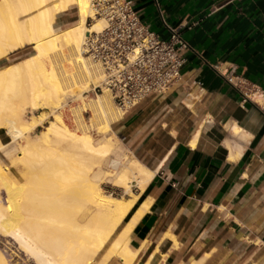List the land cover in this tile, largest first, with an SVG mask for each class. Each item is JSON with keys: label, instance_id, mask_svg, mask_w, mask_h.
<instances>
[{"label": "crops", "instance_id": "1", "mask_svg": "<svg viewBox=\"0 0 264 264\" xmlns=\"http://www.w3.org/2000/svg\"><path fill=\"white\" fill-rule=\"evenodd\" d=\"M133 5L150 31L167 39L168 28L180 27L191 48L170 91L111 125L112 171L121 168L111 167L117 154L154 173L140 199H151L149 210L131 234L134 264H264V114L236 87L264 90V0ZM75 21L70 8L56 24ZM7 138L0 133L2 143Z\"/></svg>", "mask_w": 264, "mask_h": 264}, {"label": "bare ground", "instance_id": "2", "mask_svg": "<svg viewBox=\"0 0 264 264\" xmlns=\"http://www.w3.org/2000/svg\"><path fill=\"white\" fill-rule=\"evenodd\" d=\"M92 2L0 0V13H9V18L0 25V61L26 46L32 49L30 55L0 69V133L3 131L10 138L8 144L0 139V153L16 171L19 163L28 164L34 160L39 155L38 147L43 145L49 146V152L70 160V167L57 185L64 197L52 196L46 205L52 216L60 217L59 220L50 219L51 224L68 230L76 242L85 239L77 244L75 240L67 241L63 246L58 240L41 239L29 225V219L18 216L19 212L5 197L6 207L0 202V236L33 264H93L95 259L96 264L114 260L120 264H134L139 251L131 246V234L151 203L150 198L142 202L140 199L154 173L135 159L128 161L127 157L115 154L111 167L121 168L117 172H105L102 180L109 178L124 195L105 193L101 182L92 176L114 153L117 145L111 125L124 113L106 89L95 93L93 98L83 96L103 80L100 65L86 56L82 48L88 34L100 31L105 25L102 18L94 15ZM70 8L76 12V21L59 28L58 16ZM89 18L92 23L87 25ZM26 83L27 88L24 87ZM22 84L24 89L19 86L15 93V88ZM18 95L22 96V109L29 110L27 120L12 109ZM248 95L258 105H264L254 92ZM66 100H80L81 104L68 106ZM65 106L69 107L76 130L66 125L63 113L58 111ZM43 110L52 116L45 124ZM34 111L39 113L34 114ZM89 112L92 117L86 122L83 113ZM240 131L234 126L235 136ZM13 143L16 145L10 147ZM59 173L55 170L53 175ZM12 174L9 167L0 165V182L10 181ZM88 205L91 211L82 214ZM2 251L0 264H10L12 259L8 261L4 254L7 252Z\"/></svg>", "mask_w": 264, "mask_h": 264}, {"label": "built area", "instance_id": "3", "mask_svg": "<svg viewBox=\"0 0 264 264\" xmlns=\"http://www.w3.org/2000/svg\"><path fill=\"white\" fill-rule=\"evenodd\" d=\"M92 9L105 25L88 34L82 45L84 54L97 62L103 73L101 84L91 92L106 89L115 105L126 111L149 96L170 91L181 77L184 53L191 50L180 27L168 28V38H161L140 21L133 0H93ZM91 23L87 19V25ZM236 87L244 101L264 114V105L248 95L254 92L264 102V90L241 81Z\"/></svg>", "mask_w": 264, "mask_h": 264}, {"label": "rangeland", "instance_id": "4", "mask_svg": "<svg viewBox=\"0 0 264 264\" xmlns=\"http://www.w3.org/2000/svg\"><path fill=\"white\" fill-rule=\"evenodd\" d=\"M8 18H9L8 12L0 13V25L1 23H4V21L7 20ZM20 52L21 53L23 52V54L18 56L16 59H13L7 62L6 65L16 62L18 60H21L22 58L30 55L32 53V49L30 46H26L25 48H22ZM19 86L23 88V84L18 85L15 88V93H16V90H18ZM24 87L27 88V83L24 84ZM91 89L92 87L89 89L87 93H84L83 96H88L89 98H93L95 95L93 92H91ZM14 101L15 103L12 106V109L16 111L17 113L21 114L22 119L27 120L30 114L28 113L29 110L25 111L20 106L21 101H22V96L20 97L18 95L17 99H15ZM66 102H67L66 105L68 106L81 104L80 100H71V101L66 100ZM58 111H61L63 113V117H64V121L66 125L71 130H76V125L71 116V112L69 111V107L65 106L64 108L59 109ZM38 113L39 111H34V114H38ZM41 114L46 119L44 124L47 123L49 120H52V116L50 115L49 111L43 110ZM83 114H84V119L86 120V122L88 121L89 118L92 117V114L90 112L83 113ZM40 129H42V127H40ZM91 133L92 135L96 136L95 132H91ZM9 142H10V138L8 137L7 143ZM15 145L16 144L13 143L10 145V147L15 146ZM48 148L49 146L47 145L38 147L37 152L39 155L35 157L34 160H32L28 164L19 163L17 171L10 167L9 161L5 159L4 157H2L0 153V165L2 167L4 166L9 167V170L13 173L12 175H10V179H11L10 181L0 182V190L4 193V194H2V192L0 193V202L3 206L6 207L7 205L6 199L10 201L13 205V208L19 212L18 216L29 219V225L35 228V230L38 232L41 239L43 240L53 239L54 241L58 240V242L61 243V245L63 246L64 242L75 240V238H73L71 234L69 235L68 230H66L65 228H61V227L51 224L50 219L59 220L60 217L58 215L52 216L49 211V207L46 205V203L49 200H51L50 197L56 196L57 194H59V196L64 197L65 194L62 193L58 189L57 185L58 183H60L59 181L60 177L65 174V170L70 167L71 162L67 157L63 155L49 152L47 150ZM109 163H110L109 160L103 161L101 164V167L95 169L92 176H96L97 180L101 182L100 186L105 193H111L112 195H115V196L124 195L122 189L116 188L112 184L108 183L109 178L104 179L105 181L102 182L104 175H105V171L114 172L112 171V168H110ZM55 170H59L60 175L56 174L54 176L53 172ZM52 188H55L56 190ZM132 189H133V192L136 193V189L135 188H132ZM87 211H91V206L89 205L86 206L82 214ZM83 220L84 219H81V221ZM84 240H78V241H84ZM7 241L8 240H6V238L0 236V250L1 251L3 250L2 251L3 253L5 251L7 252L4 254L7 257L8 261L9 259H12L9 261L11 262L10 264H12L13 262H14L13 264H15V261H16V264L17 263L24 264L25 262L26 264H30V263L33 264L30 258H28L27 256L25 258L24 254H22L21 252L19 254L16 248H14V245L8 243ZM78 241L76 242L75 240V243L77 244ZM3 243H5V245ZM3 245L4 246L9 245L8 247L10 251L7 249L8 247H4ZM11 246H13L12 249H11ZM10 254L12 255L10 256ZM21 255L25 258V260ZM99 255L100 254H97V257H99ZM27 258L28 260H26ZM96 263L97 261L95 259L93 264H96ZM108 264H120V263L119 261L114 260Z\"/></svg>", "mask_w": 264, "mask_h": 264}]
</instances>
